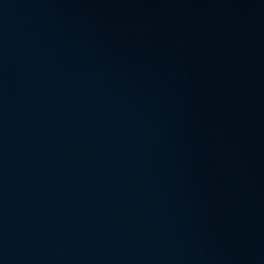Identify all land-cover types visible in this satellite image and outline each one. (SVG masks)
Returning a JSON list of instances; mask_svg holds the SVG:
<instances>
[{"label": "water", "instance_id": "1", "mask_svg": "<svg viewBox=\"0 0 264 264\" xmlns=\"http://www.w3.org/2000/svg\"><path fill=\"white\" fill-rule=\"evenodd\" d=\"M0 264H264V0H0Z\"/></svg>", "mask_w": 264, "mask_h": 264}]
</instances>
